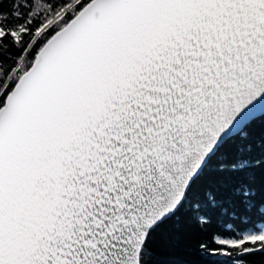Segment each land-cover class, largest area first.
I'll use <instances>...</instances> for the list:
<instances>
[{
  "label": "snow or ice",
  "instance_id": "6c2138e0",
  "mask_svg": "<svg viewBox=\"0 0 264 264\" xmlns=\"http://www.w3.org/2000/svg\"><path fill=\"white\" fill-rule=\"evenodd\" d=\"M258 124L264 0H0V264H249Z\"/></svg>",
  "mask_w": 264,
  "mask_h": 264
},
{
  "label": "trees",
  "instance_id": "16d2710c",
  "mask_svg": "<svg viewBox=\"0 0 264 264\" xmlns=\"http://www.w3.org/2000/svg\"><path fill=\"white\" fill-rule=\"evenodd\" d=\"M264 135V126L257 125L255 136L258 139ZM211 179V178H210ZM259 183V178H258ZM257 198L264 202V190H259ZM264 224V215L254 217ZM170 241H163L157 236L153 241V247L158 250V258L163 264H227V258L218 255H204L198 251V245L208 238L209 233L201 232L195 220L188 215L181 217L179 226L167 225ZM228 231V229H225ZM249 264H264V254H257L248 258Z\"/></svg>",
  "mask_w": 264,
  "mask_h": 264
}]
</instances>
